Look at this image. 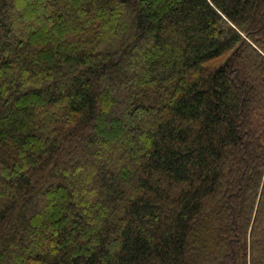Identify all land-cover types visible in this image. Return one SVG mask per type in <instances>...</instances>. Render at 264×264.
Returning a JSON list of instances; mask_svg holds the SVG:
<instances>
[{
	"label": "trees",
	"instance_id": "obj_1",
	"mask_svg": "<svg viewBox=\"0 0 264 264\" xmlns=\"http://www.w3.org/2000/svg\"><path fill=\"white\" fill-rule=\"evenodd\" d=\"M0 264H264V0H0Z\"/></svg>",
	"mask_w": 264,
	"mask_h": 264
}]
</instances>
